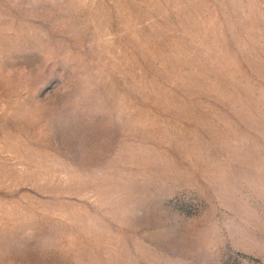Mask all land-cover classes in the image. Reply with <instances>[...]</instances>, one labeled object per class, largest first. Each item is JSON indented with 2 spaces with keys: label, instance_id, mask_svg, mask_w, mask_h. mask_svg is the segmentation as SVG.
I'll list each match as a JSON object with an SVG mask.
<instances>
[{
  "label": "rangeland",
  "instance_id": "1",
  "mask_svg": "<svg viewBox=\"0 0 264 264\" xmlns=\"http://www.w3.org/2000/svg\"><path fill=\"white\" fill-rule=\"evenodd\" d=\"M0 264H264V0H0Z\"/></svg>",
  "mask_w": 264,
  "mask_h": 264
}]
</instances>
